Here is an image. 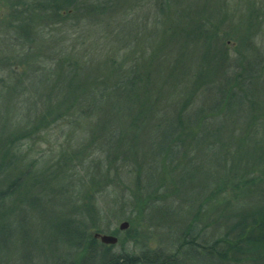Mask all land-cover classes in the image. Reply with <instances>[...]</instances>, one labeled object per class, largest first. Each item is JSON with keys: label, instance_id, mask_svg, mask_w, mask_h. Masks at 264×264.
Segmentation results:
<instances>
[{"label": "rangeland", "instance_id": "374dc122", "mask_svg": "<svg viewBox=\"0 0 264 264\" xmlns=\"http://www.w3.org/2000/svg\"><path fill=\"white\" fill-rule=\"evenodd\" d=\"M106 1L111 10L96 19L101 23L89 21L77 8L73 14L66 12L67 18L43 14V21L36 20L29 29V42L19 45L13 34L17 38L25 35L20 30L12 33L11 27L32 0H0V155L7 152L10 163L5 171L0 170V193L11 182L16 180L18 184L13 194L0 202V264L79 262L86 255V243L97 233L117 238L115 245H104L95 239L97 256L180 252L181 260L184 255L178 249L182 233L192 226L196 231L191 238L196 243L239 238L247 228H253V232H247L248 238L258 232L264 246V75L259 74L264 67V0H210L217 4L218 18L224 17L219 32L241 26L240 33L249 21L251 38L244 46L235 36L219 39L215 45L226 55L223 72L247 69L244 74L251 79L248 90L259 102L244 94L238 98L239 110L234 108V102L230 110L215 111L209 109L211 105L203 93L207 86L211 88L210 84L221 83L223 77L196 84L195 89L191 84L186 113L201 109L205 126L195 132V139L177 156L174 170L160 169L155 175L146 171L149 153L143 145L135 156L127 152L126 156L135 159L131 163L115 153L118 145L112 143L111 135L92 137L89 127L96 123L95 117L86 129L72 117L44 121L38 126L44 103L55 104L56 93L51 94L52 90L58 84L61 87L71 73L72 60L76 58L85 65V78L93 70L102 72L103 64L109 67L115 60L112 51L123 64L119 33L123 20H133V11L130 6L123 8V0ZM197 1L201 4L207 0ZM79 4L80 0H76ZM150 52L147 49L146 54ZM194 55L197 59L192 64L191 83L200 59L199 54ZM250 64L254 67L246 66ZM44 79L48 84L43 91L31 88L30 85L39 86L32 82ZM222 88L220 92L226 90ZM206 128L213 132L210 137L204 136ZM111 129L117 130L114 125L108 132ZM198 137L204 139L195 145ZM191 164L195 171L191 168L189 175L194 177L184 178ZM156 175L159 184L154 182ZM170 184L175 190L170 191ZM150 198L157 199L149 202ZM66 222L68 226L59 231ZM73 222L81 228L83 248L63 239L64 234L73 231ZM124 222L128 227L119 230ZM239 249L229 253L238 254ZM189 251L199 252L194 247ZM200 255L202 264L220 262L213 251L209 255L203 250ZM84 264H90L89 259Z\"/></svg>", "mask_w": 264, "mask_h": 264}, {"label": "trees", "instance_id": "16d2710c", "mask_svg": "<svg viewBox=\"0 0 264 264\" xmlns=\"http://www.w3.org/2000/svg\"><path fill=\"white\" fill-rule=\"evenodd\" d=\"M113 1L118 2V0ZM142 1L123 0V8L130 6L134 16L131 21L123 20V30L119 33L121 44H123V64L121 65L117 61L116 51H112L111 56L115 60L110 62L109 67L103 64L100 66L102 72L97 73V70H93L88 72L90 77L85 78V65L79 64L76 58L72 60L71 73L69 72L68 77L65 76L61 87L58 84L52 90L51 94L60 92L55 94V104H51L50 101L44 103L43 114L38 118V122H40L38 126H42L44 121L54 122L72 117L75 122L79 123L80 128L86 129V126L95 117L96 123L92 122L93 127H89L92 130V137L111 135L112 143L117 142L118 145L115 153L122 155L123 160L128 158L131 163H135V159L130 155L126 156L127 152L135 156L136 152L142 151L144 147L149 153L147 157L150 162L146 163V169H148L146 171L155 175L160 169L162 172L164 168L174 170L173 163L177 156L182 155L181 151L192 139H195V132L205 126L201 109L194 110L191 114L186 113L187 106L191 102L189 97L191 84H194L193 88L195 89L196 84L223 77L221 83L210 84L211 88L207 86V91L203 93L211 105L209 109L215 111L230 110L233 106L230 103L234 104V102H236L234 108H237V111L240 109L238 108L240 105L238 98L241 95L245 94L249 99L253 98V93L248 90L251 79L244 74L247 69L242 68L241 71H234L230 74H227L226 70L223 72L222 65L226 55L221 53L218 46L215 45L219 39L225 40L235 36V39L244 46V42L251 36L248 35L249 21L241 28L243 31L240 30V33L238 31L241 26L235 27V29L229 27L227 32H219V26L224 17L218 18L217 4L210 0L201 4L197 0ZM108 6L106 0H80L79 6L76 5V0H32L31 6L18 14V21L15 26L13 25V28L11 27L12 33L20 30L25 37L17 38L13 34V38L19 45L22 42H29V29L34 26L36 20L43 21V14L67 18L68 11L73 14L76 8L89 21L101 23L102 20L96 19L108 15L111 10V7ZM181 6L183 7L178 10V7ZM255 6L257 9L256 4ZM61 12L67 13L60 16ZM127 27L128 29H126ZM120 39L117 40V43ZM147 49L151 50L149 55L146 54ZM195 53L200 55L202 63L200 59L197 60V64L195 63L198 72L194 82L191 83L190 74L194 67L192 64L197 59ZM246 66L254 67L252 64ZM260 72L264 75V67L260 68L259 74H261ZM255 75L257 74L255 73ZM14 78L18 79L15 75ZM242 80H246V82ZM32 83L39 84L37 87L30 85L35 91H43L45 85L48 84L45 79ZM96 83H99L100 87ZM222 87L226 90L220 92L219 89L223 90ZM233 90H236V93H233ZM254 101L259 102L258 99L257 101L254 99ZM71 106L73 109L70 108ZM98 114L99 116L96 117ZM112 124L117 130L111 129L108 132L109 127L113 128ZM32 125L36 127L35 124ZM106 127L108 128L106 129ZM118 127L122 133L118 131ZM26 129L23 130V133L26 132ZM207 131L204 132V136L206 134L210 137L213 132ZM116 138L117 140H114ZM196 139L199 141L194 142L195 145L198 142L201 144L204 137ZM7 158H9L7 152L2 151L0 170L5 171L9 167L10 163ZM179 163L178 161V166ZM191 168L195 171L194 165L191 164L190 168L186 170L184 178L194 177L192 174L189 175ZM56 173L59 178L62 177L59 170H56ZM153 179L155 184H159L158 175ZM171 184L170 191L175 190ZM17 185L16 180L11 182L0 193V202L8 197ZM168 191L169 184L166 187V192ZM154 196L153 194L152 197ZM154 199L150 198L149 202ZM67 223L69 222L63 223L58 230L62 231L64 226H68ZM73 225L74 232L64 234L63 239L77 248H83L84 238L81 228L75 222ZM252 230L253 228H247L245 234L239 238L228 239L225 237L227 241L196 243L191 238V235L193 236L196 231V227L192 226L182 233L178 249L184 255L181 260L180 252L170 255L142 253L137 257L126 254L108 257L106 253L97 256L94 249L96 240L91 239L86 243V255L81 261H70L63 264H84L87 259L90 264H185L188 261L190 264L192 262V264H202L200 252L203 250L208 251L209 255H211V251L215 252V255L220 259V262H216V264H264L262 236H258L256 231L257 233H253L252 237L248 238L247 232ZM191 247L196 248L199 252L190 254ZM235 248H241L238 250V254L229 253ZM183 259H185L184 262Z\"/></svg>", "mask_w": 264, "mask_h": 264}, {"label": "water", "instance_id": "95a60500", "mask_svg": "<svg viewBox=\"0 0 264 264\" xmlns=\"http://www.w3.org/2000/svg\"><path fill=\"white\" fill-rule=\"evenodd\" d=\"M128 227L127 223H121L119 225V230H125ZM93 238L98 240L101 244L104 245H115L117 243V238L111 235H101V234H94Z\"/></svg>", "mask_w": 264, "mask_h": 264}]
</instances>
